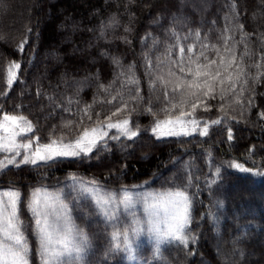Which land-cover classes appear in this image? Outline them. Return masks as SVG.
Instances as JSON below:
<instances>
[{
    "label": "trees",
    "instance_id": "trees-1",
    "mask_svg": "<svg viewBox=\"0 0 264 264\" xmlns=\"http://www.w3.org/2000/svg\"><path fill=\"white\" fill-rule=\"evenodd\" d=\"M238 2L235 10L228 0H0V120L17 117L15 130L25 133L17 141L30 151L54 144L79 151L77 140L91 148L38 160L21 145L0 149V188H18L23 203L36 186L56 188L70 175L133 188L182 154L231 158L249 171L229 172L225 184L241 194H226L219 229L209 222L202 160L187 244L144 245L137 264H264L256 240L264 235V0ZM145 34L153 44L148 69L129 61ZM178 48L187 61L177 60ZM192 66L199 75L186 72ZM181 107L188 116L177 132L173 121L161 128ZM216 239L263 252L257 262H239Z\"/></svg>",
    "mask_w": 264,
    "mask_h": 264
},
{
    "label": "rangeland",
    "instance_id": "rangeland-1",
    "mask_svg": "<svg viewBox=\"0 0 264 264\" xmlns=\"http://www.w3.org/2000/svg\"><path fill=\"white\" fill-rule=\"evenodd\" d=\"M228 2L235 10L239 7L238 0H228ZM167 34H169L167 36H170V39L174 40L176 38L175 33L170 29ZM151 40L152 36L149 34H145L141 38L139 53L134 59L129 60L132 61L131 64L133 66H139L140 68L146 66L147 69L149 68L151 64L148 63V57L153 45H151ZM175 55H177V60L180 62L187 61L188 54H184L180 48L176 50ZM185 70L186 72H194L196 75L200 74L193 66L192 68H185ZM165 77L172 82L170 84L180 90L179 87L183 85L182 81H173L169 74ZM127 81L132 82L131 76ZM186 88L187 86L184 84L183 90L187 91ZM134 91L135 88H126L127 94H134ZM121 94L124 95V92ZM172 111L171 109L167 110L168 113ZM177 111L178 113L172 116L170 121L160 124V127L169 126L173 121L175 126L171 125L170 132H177L175 129L183 122V118L188 116V109L181 107ZM7 117H14L15 119H8ZM18 123L19 120L15 116H4L0 120V149L11 150L19 145H21L22 149L24 145H28L27 148H24L28 149V151L26 150L27 152L30 151L31 148L28 143L19 144V141H17L21 134L22 136L25 134L24 132H16L15 127ZM16 129L19 130L17 127ZM95 134L99 135V131H95ZM48 146H50L49 149H45L44 146L37 147L40 149L38 156L32 155L37 148L35 150L32 149L30 151L33 152L31 157L33 156L36 160L40 159V156H44L45 159L47 157H57L56 153L65 148L61 144ZM79 146L84 147L82 141H80ZM67 150L70 151V149ZM195 158L196 160L190 154L177 156L167 165V168H165L159 178L147 180L141 183V186L133 188L99 184L79 175L68 176L65 182L63 181L56 188L48 187L45 184L36 186L32 193L24 199L23 203L17 205L20 220L26 229L25 236L28 240L29 254L27 258L29 264L31 256L33 258L38 256L42 263L39 252V240L33 232L35 220L29 209V202L32 200L36 190H40L41 203H43L45 193L50 194L52 198L49 202L50 206L47 208L50 223L54 224L58 230H62L66 215L71 222L70 226L73 228L74 239L76 241L81 239L79 233H83L86 237V243L82 245V250L79 253L72 252L70 256L60 257V261L66 262V264H137L142 257L144 245L157 249L170 246L173 243H181L171 237H163L157 231H150L149 229L150 227L153 229L158 227L161 230L165 228V211L164 207L161 206L160 197L170 192L181 191L184 193L188 200V212L191 219L192 213L190 211L195 202L192 191L193 173L200 171L202 160L207 165L203 184L204 186L206 185L205 188L210 194L212 203V208L209 212V222L213 228L219 229L222 223L226 194L230 196L241 194L237 186L227 187L225 184L226 181L228 182L229 172L235 168L232 166L234 165L233 160L231 158L210 159L204 153L197 154ZM10 192L19 193L21 199L18 188L11 186L1 187L0 201H3V206L9 203V197L5 194ZM125 196L129 198L127 204H125ZM56 197H59L58 202L55 200ZM61 203L67 205L66 210L61 209ZM189 223L190 220L187 226ZM187 226L184 230L185 235ZM125 233L128 235L130 248L126 247L124 243ZM256 240L259 243V250H262L264 235L258 236ZM233 242L218 239L213 241L216 246L221 248L224 255L239 262L240 258L244 256L247 257V263L257 262L258 258L256 257H259L260 253L263 252L259 251L257 253L255 248H242L233 244ZM54 264H59V262H54Z\"/></svg>",
    "mask_w": 264,
    "mask_h": 264
},
{
    "label": "snow or ice",
    "instance_id": "snow-or-ice-1",
    "mask_svg": "<svg viewBox=\"0 0 264 264\" xmlns=\"http://www.w3.org/2000/svg\"><path fill=\"white\" fill-rule=\"evenodd\" d=\"M19 68V65H16ZM11 83V81H9ZM8 119H15L14 117H7ZM125 124L128 122L125 121ZM219 123V122H215ZM31 125H29V129ZM228 138L232 139L231 129L228 130ZM124 134L130 138L136 137L137 132L125 129ZM202 135H206V132H202ZM87 135V132L84 134ZM55 143V142H54ZM79 151H68L67 149L72 148V145H67L61 151H58L56 155L67 156V155H79L80 153L87 154L91 151V148L87 150L84 147H80V141L76 142ZM25 148L28 145H24ZM45 149H49L50 146H44ZM40 149L37 148L33 155H39ZM51 158V157H47ZM40 159H45L44 156H40ZM14 160H10L8 163H14ZM24 163L29 162L27 156L24 158ZM35 163V160L31 161ZM233 167L240 169L241 171H249L243 168L242 165L234 164ZM40 190H36L33 194L32 200L29 202V209L32 212L35 220V233L40 244V256L42 264H66V262L60 261V257L68 255L72 252L79 253L82 250V245L86 243V237L83 233H79L81 239L76 241L73 236V228L70 226V220L65 215L64 226L62 230H58L56 226L49 222L47 208L50 206V200L52 199L50 194H44L43 203L39 197ZM9 197V203L3 206V201H0V264H29L28 261V240L25 236V226L20 220L18 214L17 205L21 203L20 195L17 192L6 193ZM55 200L58 202L59 197ZM129 198L125 196V204ZM161 206L164 207L165 228L163 230L155 227H150V231L155 230L163 237H171L181 243L187 244V237L185 235V228L190 220L188 212V200L187 197L181 191L166 193L160 197ZM154 207V206H152ZM67 205L61 203V209L66 210ZM124 243L126 247L130 248L127 233L124 234ZM117 247H119L117 245Z\"/></svg>",
    "mask_w": 264,
    "mask_h": 264
}]
</instances>
